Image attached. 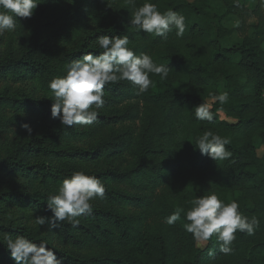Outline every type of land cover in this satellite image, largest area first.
I'll use <instances>...</instances> for the list:
<instances>
[{
    "label": "rangeland",
    "instance_id": "374dc122",
    "mask_svg": "<svg viewBox=\"0 0 264 264\" xmlns=\"http://www.w3.org/2000/svg\"><path fill=\"white\" fill-rule=\"evenodd\" d=\"M38 2L31 18L17 17L16 30L0 36V162L12 160L30 166L46 165L55 178L37 176L26 168H0V264H15L6 249L4 237L9 235L13 239L23 235L36 243L46 241L63 264H70L69 257L84 260L118 258L123 248L117 243V237L123 229L133 226L136 220L139 224H156L149 209L129 201L144 197L139 175L132 182L103 176L101 180L107 190L105 197L91 201L94 215L78 217L80 222L75 226L63 221L57 228L50 229L47 224L37 225L35 218L51 217L47 198L57 194L65 176L70 177L74 171L84 170L90 175L122 174L130 172L137 164L134 143L140 135L146 107L136 86L124 80L118 82L117 91L105 88V103L98 109V120L92 125L70 128L51 117L53 94L48 87L54 77L66 75L67 65L72 60L82 57L83 54L75 55L76 52L84 50L96 54L98 49L103 50L98 41H88L93 33L116 28L115 36L128 35L129 47L135 49L139 32L130 27L133 8L125 0ZM258 4L259 0L247 1L250 14L237 15V33L233 40L223 41V47H233L246 36L249 26L258 24ZM47 47L57 58L55 74L36 72L30 65L32 61L46 57ZM235 61L239 62V58ZM220 92H226L225 82L220 84ZM214 103L215 100L208 101L211 109ZM125 114L128 119L124 121L114 119V116ZM132 114L136 117L131 119ZM219 115L224 121L235 122L223 113ZM25 123L32 128L31 135L21 127ZM203 128L215 131L209 121L203 123ZM171 133L172 128L164 120L157 121L153 138L156 145L162 144L166 148L167 153L152 164L166 169L168 178L154 194L166 196L177 205L185 201L191 183L188 173L175 169L173 147L169 144ZM75 152L87 154L78 157L66 154ZM257 153L264 157V147ZM198 180L206 195L210 192L218 194L210 170L200 172ZM165 228L171 239L172 264H181L187 248V232L181 224ZM197 246L206 251L200 264H227L216 238L213 245L206 241Z\"/></svg>",
    "mask_w": 264,
    "mask_h": 264
},
{
    "label": "trees",
    "instance_id": "16d2710c",
    "mask_svg": "<svg viewBox=\"0 0 264 264\" xmlns=\"http://www.w3.org/2000/svg\"><path fill=\"white\" fill-rule=\"evenodd\" d=\"M247 1L239 0V6H236L234 0H151L161 11L172 8L180 12L186 17L187 27L183 37H177L175 29L167 34L166 39L138 33L135 38L138 43L134 49L136 54L148 53L157 64L168 66L169 74L166 79L151 75L152 86L147 92H140L139 98L146 110L140 135L134 143L135 168L128 173L107 172L95 176L100 179L114 176L132 182L139 175L144 197L129 201L149 209L156 224H139L140 221L136 220L133 226L123 229L117 237V243L123 248L118 258L84 260L69 257L70 264H172L171 239L165 226L183 225L186 220L182 213L180 220L168 225L166 218L177 207L187 210L192 199L206 195L204 186L198 180V174L205 169L211 171L218 194L225 203L237 200L241 212L249 217L255 215L260 221L254 234L236 233V239L231 244L233 251L223 253L227 264H264V157L257 153L264 147V0H259L257 7L258 24L249 26L246 36L235 42L233 47L222 46L223 41L233 40L237 33V15L250 14L246 8ZM143 2L136 0L137 6ZM116 34V28H108L93 33L88 41H97L100 35ZM102 51L98 49L96 54ZM85 52L80 50L75 55ZM237 57L239 62L235 61ZM56 63L57 58L47 47L46 57L32 61L30 65L36 72L55 74L58 69ZM222 82L226 83L229 98L224 104L215 101L211 109L213 119L209 122L215 130L213 133L230 140L226 147L232 156L227 160L214 161L202 155L196 147V138L205 132L203 123L208 120H197L195 107L215 100L213 94L220 93ZM119 87L118 82L105 86L111 91H117ZM220 113L235 122L222 120ZM127 117L125 114L114 116V119L124 121ZM130 117L132 119L136 114ZM160 119L172 128L169 144L173 147L175 169L190 175V191L185 201L177 205L166 196L154 194V190L168 178L166 169L152 164L153 160L167 153L166 148L162 144L156 145L153 138ZM66 154L78 157L87 153ZM0 168H26L37 176L55 178L46 165L30 166L22 161L7 160L0 162ZM215 238L214 235L209 240L211 245ZM187 239L181 264H200L206 251L197 246L188 232Z\"/></svg>",
    "mask_w": 264,
    "mask_h": 264
},
{
    "label": "clouds",
    "instance_id": "9594fccd",
    "mask_svg": "<svg viewBox=\"0 0 264 264\" xmlns=\"http://www.w3.org/2000/svg\"><path fill=\"white\" fill-rule=\"evenodd\" d=\"M125 2L133 8L130 27H134L137 32L166 39L167 34L175 29L176 36L183 37L187 25L186 17L180 12L172 8L161 11L151 0H144L139 6L136 0ZM234 3L239 6V0H234ZM39 4L38 0H0V36L5 32H14L17 17L31 18ZM97 41L102 52H85L81 58L67 65L66 75L54 77L49 82L48 87L53 94L51 117L59 119L62 126H88L96 122L98 109L105 103L104 89L108 84L126 80L143 93L153 84L151 75L166 79L169 74V67L157 64L148 53L137 55L129 47L128 35H100ZM213 95L220 104L226 103L229 98L227 92ZM195 117L200 121H211V106L206 102L196 106ZM21 127L31 135L30 125L25 123ZM229 144L227 137H221L211 130L196 138V147L201 154L214 161L227 160L232 156L226 147ZM105 192V184L100 178L84 170L74 171L62 181L57 194L47 198V209L52 213L51 217L40 216L35 218V222L39 226L47 224L50 229L57 228L63 221L75 226L80 222L78 217L92 213L91 201L97 197L103 199ZM190 204L187 210L177 207L165 222L173 225L181 219L183 213L186 220L184 230L192 234L198 244L209 241L215 235L220 251L224 254L233 251L231 244L237 232L252 235L260 224L257 216L249 217L240 211L237 200L225 203L216 192L197 196ZM4 239L15 264H63L57 258L55 249L49 247L46 241L36 243L23 235H17L15 239L9 235Z\"/></svg>",
    "mask_w": 264,
    "mask_h": 264
}]
</instances>
